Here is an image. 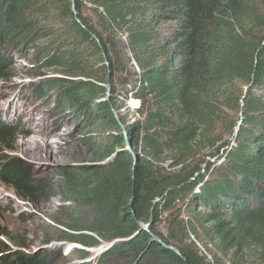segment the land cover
I'll return each instance as SVG.
<instances>
[{
  "label": "trees",
  "instance_id": "1",
  "mask_svg": "<svg viewBox=\"0 0 264 264\" xmlns=\"http://www.w3.org/2000/svg\"><path fill=\"white\" fill-rule=\"evenodd\" d=\"M17 52L60 74L31 92L56 90L57 111L96 128L104 144L97 164L55 170L72 202L56 221L70 231L63 240L108 244L97 264H264V0H0V79ZM234 90L240 118L210 155L219 102L233 104ZM130 95L141 117L116 121ZM17 127L0 118V153ZM0 181L33 204L53 194L19 159L0 164ZM74 254L92 264L89 252ZM123 254L128 261L115 262ZM0 264L61 261L0 243Z\"/></svg>",
  "mask_w": 264,
  "mask_h": 264
},
{
  "label": "rangeland",
  "instance_id": "2",
  "mask_svg": "<svg viewBox=\"0 0 264 264\" xmlns=\"http://www.w3.org/2000/svg\"><path fill=\"white\" fill-rule=\"evenodd\" d=\"M122 40L124 41L125 37ZM122 55L126 61L124 65L127 69L130 72H139L137 64L127 61L129 54L124 52ZM28 56L30 57V55ZM30 63L22 55V52L12 53L11 69L5 78L0 79V118L12 122L14 127L18 126L14 134L12 150H3L0 153V164L6 165L10 160L19 159L30 169L33 178L47 179V182L52 185L53 194L48 200L33 204L18 197L11 186L0 181V207L5 210L2 214L3 222L1 224V232L5 235L1 233L0 243H3L11 251H23L31 255L50 252L55 258H59L61 264H80L77 254H74V248L81 245L63 240L66 234L70 235V231L56 224L57 220L63 219L65 211L69 209L72 202L64 198L61 189L62 182L58 181L55 170L60 166L69 165L77 168L88 167L92 162L97 164V155L101 152L104 144L96 128H90L84 123L78 122L66 109L57 111L56 90L49 92L45 98L38 97L31 92L33 84H40L46 79L58 77L60 74L54 69L45 68L39 71ZM121 76H128V73L124 71ZM122 83V81L116 82L117 92L118 89L123 88ZM106 87L111 91L109 83ZM234 92L233 104H229L225 99L219 102V120L215 128L217 138L213 148L208 151L210 155H213L223 143L230 141V128L240 118L237 106L240 92L238 90H234ZM135 101H139L140 104ZM122 104H124V108L121 110L113 109L116 121L120 120V115L128 116L127 118L131 121L141 117L138 113L141 108L140 100L134 99L130 95L127 102ZM124 134L126 135L125 132ZM89 137L92 139L91 143H86L89 141ZM43 140L48 141L51 145L50 152L45 151L30 158L20 150L22 142H25V147H32L33 143ZM223 152L224 150L221 153ZM176 205L180 207L181 201L177 200ZM63 207L65 209H62ZM169 213L171 212L167 211L163 218L167 224L171 220ZM160 228L163 233L168 231L167 227H164V221ZM191 239L195 246L199 250L201 249L202 254L206 255L205 249L200 246L195 237L191 236ZM19 244H26L27 248H22ZM108 246V244L102 243L99 246L88 248L91 256L86 261L97 264L100 251L105 250ZM215 248V246L212 247L213 252H215ZM207 256L208 260L212 261V257L208 253ZM246 256L248 257L249 254ZM223 257L226 261L225 264H231V261L227 259L231 256ZM118 258L115 262L128 261L126 254Z\"/></svg>",
  "mask_w": 264,
  "mask_h": 264
},
{
  "label": "bare ground",
  "instance_id": "3",
  "mask_svg": "<svg viewBox=\"0 0 264 264\" xmlns=\"http://www.w3.org/2000/svg\"><path fill=\"white\" fill-rule=\"evenodd\" d=\"M36 140V139H35ZM51 145L48 143V141H41L38 143H33L32 147L30 146H26L25 147V142H22V144L20 145V150H22V152L30 158H34L35 156L41 154L42 152L45 151H49L51 150Z\"/></svg>",
  "mask_w": 264,
  "mask_h": 264
},
{
  "label": "water",
  "instance_id": "4",
  "mask_svg": "<svg viewBox=\"0 0 264 264\" xmlns=\"http://www.w3.org/2000/svg\"><path fill=\"white\" fill-rule=\"evenodd\" d=\"M75 9V8H74ZM108 91H110V88H108ZM126 148L129 150V152L133 155V158H134V162H136L137 161V155H136V153H135V151H134V149L131 147V145L129 144V143H127V145H126ZM69 166V165H68ZM142 228L143 229H145V230H147L148 228H149V226L148 225H143L142 224ZM153 238L156 240V241H158L160 244H162V245H164L165 246V244L159 239V237H157V236H153ZM75 248H77V249H80V250H84V251H90L88 248H86V247H83V246H76ZM171 250H174L175 252H178L175 248H172V247H169ZM104 249H102L100 252H102Z\"/></svg>",
  "mask_w": 264,
  "mask_h": 264
},
{
  "label": "built area",
  "instance_id": "5",
  "mask_svg": "<svg viewBox=\"0 0 264 264\" xmlns=\"http://www.w3.org/2000/svg\"><path fill=\"white\" fill-rule=\"evenodd\" d=\"M135 102H138V104H140L139 101H135Z\"/></svg>",
  "mask_w": 264,
  "mask_h": 264
},
{
  "label": "clouds",
  "instance_id": "6",
  "mask_svg": "<svg viewBox=\"0 0 264 264\" xmlns=\"http://www.w3.org/2000/svg\"><path fill=\"white\" fill-rule=\"evenodd\" d=\"M4 120V119H3ZM7 122V121H6ZM10 123V122H9ZM79 245V244H78ZM82 246V245H81Z\"/></svg>",
  "mask_w": 264,
  "mask_h": 264
}]
</instances>
